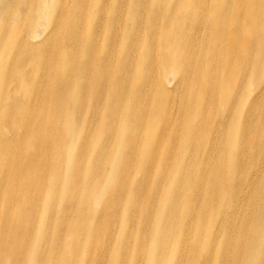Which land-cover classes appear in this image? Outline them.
<instances>
[{
    "label": "bare ground",
    "instance_id": "1",
    "mask_svg": "<svg viewBox=\"0 0 264 264\" xmlns=\"http://www.w3.org/2000/svg\"><path fill=\"white\" fill-rule=\"evenodd\" d=\"M196 1L176 2L160 41L155 16L142 13L123 46L113 34L117 28L105 41L101 27L78 36L86 11L71 12L70 0H39L36 10L29 0H0V254L15 250L10 264H21L36 240L32 264L80 260L78 238L70 235L63 258L61 225L52 236L59 202L52 195L62 193L64 180L62 199L73 210L68 224L74 229H84L80 209L102 199L92 264H264V0H250L244 22L223 12L222 0H203L205 11L195 17ZM119 2L121 15L126 0ZM240 2L234 0L233 12ZM131 5L133 23L143 9L152 15L147 3ZM32 16L51 19L40 41L31 42L39 34ZM148 21L147 37L138 39ZM122 22L116 18V25ZM194 38L203 50L190 60ZM167 47L181 75L170 86L154 80L158 58L170 60ZM59 60L69 70L57 68ZM39 70L44 78L33 88L29 73ZM22 85L29 91L15 95ZM10 88L15 91L8 94ZM153 89L157 106L146 99ZM173 90H180L176 104L168 102ZM222 97L224 131L210 115ZM174 107L172 127L167 114ZM87 108L95 119L92 134ZM68 113L79 115L68 121ZM46 199L49 221L38 238L23 223L32 221L29 205L42 208ZM19 206L25 210L14 218Z\"/></svg>",
    "mask_w": 264,
    "mask_h": 264
},
{
    "label": "rangeland",
    "instance_id": "2",
    "mask_svg": "<svg viewBox=\"0 0 264 264\" xmlns=\"http://www.w3.org/2000/svg\"><path fill=\"white\" fill-rule=\"evenodd\" d=\"M43 2L45 0H42ZM52 0H47V2H51ZM125 1V0H124ZM149 1L151 2V4L149 5ZM178 0H126V2H124V5L122 6L123 9V13L120 15L119 13V8L121 7V4L119 2V0H70L71 4L75 5L74 8H72L71 12L73 13H79L83 10V8H85L86 14L85 17L81 20L79 26L76 28L77 30V35H82L84 36V34H88L91 31L96 30L98 27H101L104 30V41L107 39V37L111 34L109 33L110 30H113L114 28H117L118 31L117 33H113L114 35H116V37L118 38V41L120 42V44H122L123 46H125V43L128 42V37H129V32H131L132 34H135V32L138 29L139 23H140V19H141V14L142 13H147L148 18H151L153 16H155V24L157 27V34H156V30H155V38L158 39V41H160L163 38V34L160 32L161 28L165 25L167 18L169 16L174 15V8H175V4ZM181 1V0H180ZM190 0H187V3ZM203 0H197V4L198 6L196 7L197 9V13L194 15L196 16H202L200 15V13H202V9L205 11V5L202 4ZM38 2L39 0H29V3H31L32 7L34 10L37 9L38 7ZM133 2H141V3H147V5L150 7L152 15L145 9L141 10L139 13V17L137 20L134 21V23L131 21L130 19V14H131V9H132V3ZM221 2H223L224 4V11L225 13H229V14H233L234 18L239 21L241 19V22H244V19L242 17V14L244 13L248 3L250 2V0H245L240 2V4L237 7V10L235 12H233L231 10L232 8V3L234 2V0H222ZM206 3V2H205ZM60 4V3H58ZM81 6V9L78 7ZM102 9V11H101ZM186 9H188V4H186ZM182 11H184L185 9L182 6V9H180ZM101 11V12H100ZM180 15V14H178ZM121 17L123 19V22L120 25H116L115 21L116 18ZM60 18V17H58ZM175 18V17H174ZM176 19V18H175ZM197 19V18H195ZM170 20H173V18H171ZM114 22V24L112 25V23ZM51 23V19L45 17V18H37L36 16H32L31 21H30V26L32 28L35 29H39V31L36 33L38 34V36L34 39L31 40V42H35V41H40L45 37V32L41 31V29H49ZM151 21L145 25L142 35L138 36V39H145L147 37V31L149 28V25ZM29 27V23L26 24L17 35L21 36L25 33V31L27 30V28ZM24 33H23V32ZM93 34V33H92ZM235 35H240V33H237ZM177 37V36H176ZM195 39V38H194ZM46 40V39H45ZM197 41L196 45H194V47L192 48V52L189 56L190 60H195L197 56H200L202 53V46L201 44L198 42L197 39H195ZM47 41V40H46ZM117 41V42H118ZM152 43V42H151ZM51 44H53L54 46H56L57 42L52 40ZM203 45V44H202ZM145 46V44L142 46V48ZM60 47V46H59ZM153 47L152 45H150V52L152 51ZM166 50H163V52L167 53V56L170 58V60H167L168 62H166L165 60H162V57L158 58V64H157V71L155 72V76H154V80H161V79H167L168 81V85H171V81L172 78H180L181 75L177 73V69L174 66H171L170 63L173 62L172 60V56H170V52H171V47H167L165 48ZM161 52V50H160ZM148 61V60H147ZM53 64L55 65V60H53ZM57 68H63V69H67L65 66V63H63V60H59L57 66ZM69 70V69H67ZM244 72H241V77L243 75ZM30 77L33 79V84L32 87L34 88L37 84H39L40 80L39 78L42 76V70H39L38 72H31L29 73ZM70 76H73V73L70 74ZM240 79V73H239V77L238 80ZM251 79H248V81ZM44 81V80H43ZM41 82L42 86H48V81H47V85L44 84V82ZM176 81V80H175ZM9 84L11 86L15 85V83L13 82H9ZM247 87H249L247 85ZM249 88H246L247 92H248ZM252 89V87H251ZM15 91V89L10 88L7 91V93L9 94V91ZM19 93L15 94V95H19L22 96L24 94H26L29 91V87L28 86H24L22 85V88L18 90ZM179 91L180 90H173L170 91V98L168 99V102L170 104H173L178 101V95H179ZM148 94V95H147ZM148 97H150V101H151V105L157 106L160 102V99L158 98L157 95H155V90H150L147 91L146 90V99H148ZM216 97V95H215ZM12 99H17L16 96H11ZM44 97H41V100H43ZM87 99H83L81 100L78 105L82 108L84 107L85 103H86ZM220 103L221 106L218 107L212 114L210 113L211 116H215L216 118L220 119L222 124L218 127V130L220 131H224L225 130V118L224 116L226 115L227 112H225V108L224 106L227 104L224 102V97H222V99L220 98ZM247 110V108H246ZM93 111L91 108H87L86 112H85V118L88 121H91L90 126L88 128L89 132L92 134L93 132V125L92 122L95 120L93 119L94 116H92ZM79 114H74V113H68L66 120H72L71 118L76 117ZM170 118V125L172 127H175V117H176V108H173L172 113H168L167 114ZM102 118H106V114L104 113L102 115ZM173 133V136H177L178 132L176 131H170ZM66 133H69V130H66ZM121 135L120 138H124L125 136V131H121ZM145 146L142 148L141 150V154L140 157L138 158V174H140L141 170H142V165L145 162L146 159V153H145ZM70 149L65 148V152L69 153ZM183 159L186 156V153L183 155ZM137 180V177H136ZM67 187L66 181H63V186H62V193L59 194V191H55L53 192L52 198L59 200L55 213L53 215V221H54V225H55V229L52 233V236L55 235L56 233V228L59 227L60 225L62 226V232L65 234V241H64V252H63V258H68L67 256V251H68V247H69V237L70 235H72L74 238H78L75 239V241H80L81 243V258L80 260H76V261H69V264H92L94 262L95 259H91L89 254H93L96 253L97 250L93 249V245H92V237H93V233L94 230L96 228V224H95V217L97 212L99 211L98 209L101 207V202L102 199H100V197H98L96 199L97 203H93L92 207L86 206L83 209H80V213L83 214V219L85 220V224H84V229H82L81 227H79V229H74L75 225H70L68 224L69 218L72 214V208L67 207L62 198H65L67 196L65 192V189ZM3 198V192H0V202ZM12 202V201H11ZM11 204V203H10ZM25 210V208L22 207H17L13 209L12 211V216L14 218L17 217V212L18 215L23 212ZM29 211L33 212L31 219L32 221L29 224H25L23 223L26 228H28L29 230H31V232H35L37 234L38 238H41L43 236L44 230L48 224L49 221V201L48 199L44 200L43 202V206L42 208L36 209L34 207H32L31 205H29ZM110 231L112 232V230L115 228L114 224H110ZM107 231V230H106ZM48 236L51 235L50 233L47 234ZM50 241H46L42 244V253H46L48 244ZM51 243V242H50ZM40 245V241L36 240L34 241V246H39ZM30 248V251L28 253V255L26 257H21L20 258V263L21 264H32V260H33V248ZM8 248L10 249V251L4 252L0 254V264H10L12 259V252H14L15 250L12 251V249L8 246ZM17 248V247H16ZM65 261H61V264H64ZM46 264H52L51 262H47Z\"/></svg>",
    "mask_w": 264,
    "mask_h": 264
}]
</instances>
